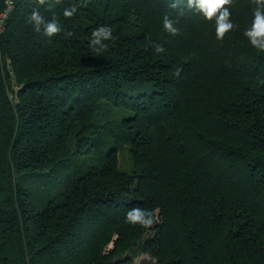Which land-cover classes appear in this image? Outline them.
Returning a JSON list of instances; mask_svg holds the SVG:
<instances>
[{
	"label": "trees",
	"instance_id": "trees-1",
	"mask_svg": "<svg viewBox=\"0 0 264 264\" xmlns=\"http://www.w3.org/2000/svg\"><path fill=\"white\" fill-rule=\"evenodd\" d=\"M9 2L0 264H264V3L218 39L188 0Z\"/></svg>",
	"mask_w": 264,
	"mask_h": 264
},
{
	"label": "clouds",
	"instance_id": "clouds-1",
	"mask_svg": "<svg viewBox=\"0 0 264 264\" xmlns=\"http://www.w3.org/2000/svg\"><path fill=\"white\" fill-rule=\"evenodd\" d=\"M232 0H188L189 7H195L196 10L203 13L204 17L208 20L215 18L216 20V36L218 39H223L225 34L233 29L234 25L230 21V12L226 5L231 4ZM257 3H264V0H256ZM71 13L65 12V16H70ZM31 20L35 21L38 26L41 23L40 15L37 12H33ZM164 28L171 34H178V29L173 27V21L165 17ZM60 29L56 23H49L46 25L45 32L47 35L58 33ZM250 40L253 47L260 51H264V11L260 7L254 10V19L250 29H247L244 33ZM157 52H163L162 46H157ZM127 220L131 223H139L144 227L153 225L155 215L152 211L142 212L134 211L127 214Z\"/></svg>",
	"mask_w": 264,
	"mask_h": 264
},
{
	"label": "built area",
	"instance_id": "built-area-1",
	"mask_svg": "<svg viewBox=\"0 0 264 264\" xmlns=\"http://www.w3.org/2000/svg\"><path fill=\"white\" fill-rule=\"evenodd\" d=\"M10 2H9V0H8V5H7V8H6V10L3 12V13H1L0 14V28L2 27V25H3V21L5 20V18L7 17V14H8V12H9V10H10Z\"/></svg>",
	"mask_w": 264,
	"mask_h": 264
},
{
	"label": "rangeland",
	"instance_id": "rangeland-1",
	"mask_svg": "<svg viewBox=\"0 0 264 264\" xmlns=\"http://www.w3.org/2000/svg\"><path fill=\"white\" fill-rule=\"evenodd\" d=\"M124 158H125V156H124L123 153H122V154H121V159H124ZM121 168H122L123 170L127 171L128 168H129V163H128V162L124 163L123 166H121ZM142 259H144V257H140V258L134 260L133 264H139L140 260H142Z\"/></svg>",
	"mask_w": 264,
	"mask_h": 264
}]
</instances>
